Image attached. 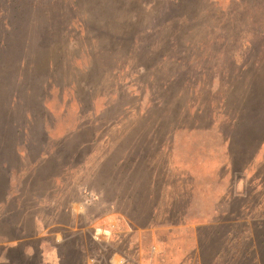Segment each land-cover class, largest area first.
Instances as JSON below:
<instances>
[{
    "label": "rangeland",
    "instance_id": "obj_1",
    "mask_svg": "<svg viewBox=\"0 0 264 264\" xmlns=\"http://www.w3.org/2000/svg\"><path fill=\"white\" fill-rule=\"evenodd\" d=\"M28 1L0 0V62L44 102L32 134L46 124L58 175L41 204L23 198L25 237L5 244L38 251L17 258L61 264L71 234L84 248L68 249L70 264H264V0H128L140 15L132 23L104 14L113 0ZM223 162L219 177L243 194L214 222H175L199 208L186 207L190 194L167 199L168 189L202 183ZM146 166L160 190L148 210L174 221L149 231ZM25 178L13 182L24 193Z\"/></svg>",
    "mask_w": 264,
    "mask_h": 264
},
{
    "label": "trees",
    "instance_id": "obj_2",
    "mask_svg": "<svg viewBox=\"0 0 264 264\" xmlns=\"http://www.w3.org/2000/svg\"><path fill=\"white\" fill-rule=\"evenodd\" d=\"M43 2L44 0H29L27 6L31 9H35ZM170 2L171 0H168L167 3ZM132 4L133 3L131 2L128 3V0H113L111 7L105 9L109 12L111 11L110 14L113 13V15H110L107 11L104 14L110 19L114 18V15H118V17L121 15L124 21L132 23L140 17L139 14L133 12L134 10H128V7H131ZM72 10H79V6H73ZM83 19L86 20V16H83ZM79 23L83 26L81 22ZM135 24L136 23H134L133 26H135ZM104 25L107 26L105 22ZM108 37L109 39L115 40L113 36ZM11 67L12 66L9 62H5L4 65L0 62V187L2 185L5 188L4 191H7V185L11 180V173L15 171L13 169L18 170L19 168L21 169V167H24V170L30 172L32 176L31 179L34 181L33 185L35 189L31 191L32 195L30 200H37L38 202L39 198L40 202L38 203L41 204L47 198L45 196L46 192L49 191L46 190L43 194V185L48 181L55 180L58 175L50 173V168L52 167L51 164L54 162L53 160L55 158V155H53L55 144L51 141L47 129L45 132V123L42 124L45 126V128L43 127V131L40 130V132H37V135H33L35 131L32 128L37 122V113L44 114V110L41 108H43L45 104L43 101L39 100V98H32L30 96L29 90L33 89L32 85H29L27 79H24L23 76L18 75L19 73L16 74V72H12L15 70H11ZM7 72H9V75L11 74V76H5L4 74ZM15 74L16 76H14ZM33 81H36V79ZM37 84L38 82H35L33 85ZM77 89H82L89 96L92 94V89L86 88V90L85 88L83 89L82 87L75 86V90ZM32 104H34L38 110H31L29 106ZM252 110L254 113H257L256 115L260 113V111L256 110L255 106ZM44 121H46V119L38 122ZM82 131L83 128L78 129L75 134ZM36 136L40 137L38 148H31V146L34 145V142H28V139L36 138ZM83 145L84 144L79 143L77 146L80 148L83 147ZM23 158H25L29 166L25 164L23 165ZM24 197L25 196L15 197L7 201L5 194L4 196L0 195V202L6 204L8 208H11L15 203V215H13V211H8L5 215L0 217L1 254L5 256V264H44L39 257H32L31 260L27 262L20 261V259L17 258L19 254L25 256L28 253L27 249H33L32 254L35 255V252L37 253L38 249L35 248L36 245L33 243L24 241L17 245L5 244L7 241L21 240L25 237L19 230L22 225L21 223L23 222L25 209L27 208L26 205H24ZM70 248L80 250L81 248H84V244L82 241H73L71 234H65L63 242L59 244L62 260L61 264H70L68 263L70 256L68 249Z\"/></svg>",
    "mask_w": 264,
    "mask_h": 264
},
{
    "label": "crops",
    "instance_id": "obj_3",
    "mask_svg": "<svg viewBox=\"0 0 264 264\" xmlns=\"http://www.w3.org/2000/svg\"><path fill=\"white\" fill-rule=\"evenodd\" d=\"M24 164L29 166L25 158H23V165ZM183 169L184 168H180L179 170L182 171ZM205 169L202 171L205 172L206 171ZM13 170L15 171L11 173V176H10L11 180H10V183H8L7 185V191L6 190L4 191L5 188L1 185L0 195L4 196L5 194L7 201L12 198L17 197L16 192L17 194H20L18 196H27L28 193L31 196L32 195L31 191L35 189L33 185L34 181L32 179H28L29 190L26 193H24L25 190H22L20 188V184H19V189L17 187L15 189L14 184H13L15 178L17 181H20V183H22L21 179L23 180L26 179L25 176L27 175V171L24 170V167L23 168L21 167V169L19 168L18 170L16 169H13ZM141 171H143L141 172V186H140L141 191H142L141 198L143 200V207L145 208L144 212H145V222H146L145 228L143 229H146L147 231H149L150 229H152L151 224H153L155 221L174 222L172 220H158L156 219V217L159 215L157 210L153 212H150L148 210L149 204L153 200H155L157 196V192L159 193L160 191L157 185V173L152 172L149 166L142 168ZM222 171H226L227 174L229 173V168L225 164V162L220 163L218 165L216 164L214 166L211 165L207 173V179L205 180L202 179V183L182 185L181 182L179 181L177 188H172L173 186H171L168 189V191L171 194L167 199H170L171 201L173 200L175 201V199H178L179 197H181V193H185V196L187 194H190L191 202L189 204H186V207L187 208H193V207L199 208L196 211V215H195L196 218H193L187 214L188 212L189 214H192L189 209L188 212L183 215V218L177 219L175 222L180 223V224H187L191 222H198V223L214 222L219 215V206H223V204L229 205L235 195L243 194V192L235 193L233 184L232 183L228 184V178L226 176L219 177V174ZM183 175L184 173L181 176ZM190 175L194 176L192 172H190ZM54 182L55 180L48 181L43 185L44 186L43 194L46 190L50 189L51 184L53 185ZM38 188L41 189L40 187ZM52 189L53 188L51 187V189L48 192H46V194L53 191ZM174 192L175 193L177 192L178 195L174 194ZM7 209H8V206L0 202V217L3 216L2 211L7 210Z\"/></svg>",
    "mask_w": 264,
    "mask_h": 264
}]
</instances>
